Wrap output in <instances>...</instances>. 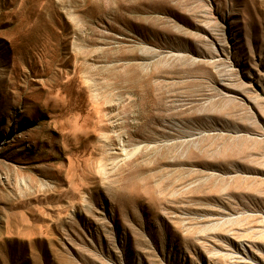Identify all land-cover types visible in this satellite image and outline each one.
I'll return each mask as SVG.
<instances>
[{
	"label": "rangeland",
	"instance_id": "obj_1",
	"mask_svg": "<svg viewBox=\"0 0 264 264\" xmlns=\"http://www.w3.org/2000/svg\"><path fill=\"white\" fill-rule=\"evenodd\" d=\"M0 264H264V0H0Z\"/></svg>",
	"mask_w": 264,
	"mask_h": 264
}]
</instances>
